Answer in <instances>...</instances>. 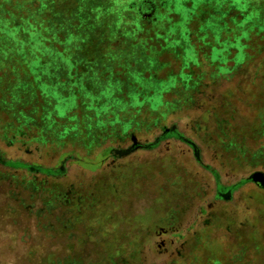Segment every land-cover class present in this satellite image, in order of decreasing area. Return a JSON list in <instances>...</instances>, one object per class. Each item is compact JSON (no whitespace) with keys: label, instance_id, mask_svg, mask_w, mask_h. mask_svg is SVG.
Wrapping results in <instances>:
<instances>
[{"label":"rangeland","instance_id":"obj_1","mask_svg":"<svg viewBox=\"0 0 264 264\" xmlns=\"http://www.w3.org/2000/svg\"><path fill=\"white\" fill-rule=\"evenodd\" d=\"M19 1L0 10V153L65 169L0 162V264H264V69L237 70L264 0Z\"/></svg>","mask_w":264,"mask_h":264},{"label":"trees","instance_id":"obj_2","mask_svg":"<svg viewBox=\"0 0 264 264\" xmlns=\"http://www.w3.org/2000/svg\"><path fill=\"white\" fill-rule=\"evenodd\" d=\"M41 0H32V2H30V7H33V11H39L40 10V6H41ZM0 6H1V13H8L9 11H13V8H24L25 5L23 2L19 1V0H0ZM214 12V9L208 5H202L199 9L198 12L196 13V15H194L191 19L189 23V37L191 39V41L193 42V44L196 47V51L197 54L198 52V47H203V46H207V48L209 49V55H211V46H209L208 44H201V40L200 38L202 36H204V32L201 30L202 26L205 24V21L207 18L210 17V15ZM236 13V11H234ZM23 17V16H21ZM151 22V21H150ZM153 22V21H152ZM261 25V24H260ZM151 33H149V38H155L156 37V33L157 31L153 28L150 30ZM264 27L261 26V28H255L252 29L250 31L249 37L245 39V43H244V47H245V51H244V55H245V60L242 63H245L243 69H242V65L237 69L238 71H248V69L252 68L254 66L255 63L259 62L261 63V65L263 66L264 69ZM209 38H211L209 36ZM257 39V41H256ZM209 42V41H208ZM232 54H234V52L232 51ZM197 60H199V58H201V55H196ZM241 63V64H242ZM240 65V64H239ZM245 68V70H244ZM264 78V76H263ZM20 85L23 86V88L28 90L27 96L31 95L32 99L34 100L36 107H35V114L36 116L41 117L42 119L46 118L48 111L50 110L51 104L47 101V99L41 95V92L39 90V85L35 82L34 78L32 75H28L26 77H24V81L22 83H20ZM119 92L115 93L114 91L110 94V97H114L117 96L119 97L117 94ZM17 98L18 100L21 99V95H20V90H18V94ZM131 94H127L126 97L129 98ZM136 96H138L136 94ZM120 98V97H119ZM121 101L124 103L125 100L123 101L124 98H120ZM139 99V98H138ZM141 102H144L142 99H139ZM21 101V100H20ZM119 103V102H118ZM124 124V123H123ZM178 134V133H176ZM158 144V141H156L155 143L149 144L146 147H152L154 145ZM141 145L138 146H134L128 150H125L124 153L127 155L129 153H131L132 151L140 148ZM116 151L115 149H109L108 153H112ZM0 162L5 165V166H12L14 168H19V169H26L27 171H29L32 174H36V173H45L46 175L52 176V177H57V176H61L64 174V167L65 164H61L57 169H48L46 167H43L42 165H38V164H32V163H23V162H13L10 160H6L4 159L3 155L0 153ZM222 189L219 192V195H222Z\"/></svg>","mask_w":264,"mask_h":264},{"label":"flooded vegetation","instance_id":"obj_3","mask_svg":"<svg viewBox=\"0 0 264 264\" xmlns=\"http://www.w3.org/2000/svg\"><path fill=\"white\" fill-rule=\"evenodd\" d=\"M172 128H173V127H172ZM172 130H175V128H173V129H171V130H170V129H167V130L163 131V132L161 133V135H160L159 137H157V140H156V141H158V143H159V142H163L164 138L168 137L167 135H169V134L171 133L170 131H172ZM171 136H172V135H171ZM146 146H147V145H141L140 147H146ZM192 147H193V149H194L196 155H198V149L196 148V146H195L194 143H192ZM260 172H263V171H260ZM263 173H264V172H263ZM250 179H252L257 185H259V186H261V187H264V181H262V182L257 181V179L253 177V174L251 175ZM221 189H222V188H221Z\"/></svg>","mask_w":264,"mask_h":264},{"label":"water","instance_id":"obj_4","mask_svg":"<svg viewBox=\"0 0 264 264\" xmlns=\"http://www.w3.org/2000/svg\"><path fill=\"white\" fill-rule=\"evenodd\" d=\"M253 177L257 179V181H264V173L263 172H260V171H257L253 174Z\"/></svg>","mask_w":264,"mask_h":264}]
</instances>
